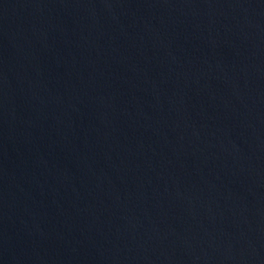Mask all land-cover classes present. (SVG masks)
<instances>
[{
    "label": "water",
    "instance_id": "water-1",
    "mask_svg": "<svg viewBox=\"0 0 264 264\" xmlns=\"http://www.w3.org/2000/svg\"><path fill=\"white\" fill-rule=\"evenodd\" d=\"M0 264H264V0H0Z\"/></svg>",
    "mask_w": 264,
    "mask_h": 264
}]
</instances>
